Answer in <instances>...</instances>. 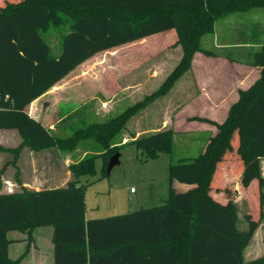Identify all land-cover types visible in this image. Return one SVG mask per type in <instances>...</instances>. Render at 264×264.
I'll return each mask as SVG.
<instances>
[{
	"label": "trees",
	"instance_id": "16d2710c",
	"mask_svg": "<svg viewBox=\"0 0 264 264\" xmlns=\"http://www.w3.org/2000/svg\"><path fill=\"white\" fill-rule=\"evenodd\" d=\"M252 9H264V0H0V130H16L22 139L15 149L0 146V152L13 155L0 179L8 165L17 168L24 147L71 154L82 140L91 139L102 152L70 164L73 180L64 188L0 194V264H20L34 242L33 231L43 227L53 230L54 264H264V256L244 261L264 218V44L245 62L260 68L259 78L239 90L223 123L209 121L217 133L203 152L170 168V175L174 167L186 172L181 194L170 188L162 206L87 219L86 187L79 182L96 174L98 158L107 175L108 162L120 148L114 141L130 120L170 92L190 70L195 53L211 55L202 39L214 33L216 22ZM51 31L59 35L57 57L43 38ZM170 31L176 34L173 46L183 50L179 64L156 91L119 115L72 127L68 137L55 136L29 115L34 100L89 59ZM173 142V132L163 130L124 144H133L150 160L170 155ZM240 176L250 191L246 232L237 230L233 203ZM217 193L228 202L220 203ZM14 231L27 235V245L12 260L8 233Z\"/></svg>",
	"mask_w": 264,
	"mask_h": 264
},
{
	"label": "rangeland",
	"instance_id": "374dc122",
	"mask_svg": "<svg viewBox=\"0 0 264 264\" xmlns=\"http://www.w3.org/2000/svg\"><path fill=\"white\" fill-rule=\"evenodd\" d=\"M43 38L49 42L48 36ZM175 41L176 34L170 31L124 49L96 55V58L86 65L89 74L82 84L87 90L85 91L87 104L83 108L85 120L74 118L77 125L73 128L81 127L79 122H83L84 125L105 122L156 91L177 67L183 56L181 45L173 46ZM50 43L53 49L57 48V52L60 50V45L57 47V37H51ZM263 44L264 9H252L218 20L214 33L202 39V47L211 55L197 52L194 56L201 54L218 61L219 65L215 67L219 66L220 73L217 74L216 79L218 84L226 88L228 85L230 87L234 85L232 82L234 76L242 81L248 79L252 83L259 78L260 68L249 66L245 62ZM223 59L233 62L232 66L226 67L224 63L226 60ZM179 80L166 96L158 99L140 115L130 120L126 130L115 139L114 142L120 144L119 163L112 168L109 175L103 172V160L98 158L95 162L96 174L79 179L80 185L86 187L85 201L89 219L107 218L162 206L169 198L170 188L178 194L182 193L186 172L178 171L174 167L170 175V168L183 159L197 157L213 137L216 127L212 124L215 123L212 120L198 116L199 111L207 109L203 101L198 105L193 104L184 108L186 105L184 100L192 96L193 88L196 86L200 91L202 85L187 84L184 81L178 83ZM234 83H236L235 79ZM229 97L228 95V101H230ZM101 102L107 104L102 106ZM196 112L197 116H195ZM221 112L222 110L219 111L220 116L214 114L212 118L216 121L221 120ZM65 126L66 123L60 128L66 131L68 129ZM160 129L173 132L174 147L170 155L144 160L133 144H124ZM70 135L71 132L67 131L61 136ZM101 154L100 146L95 141L86 139L82 140L69 156L56 160V163L50 156L40 158L38 161L42 167L44 164L46 166L51 164L52 167H49L52 168V176L61 180L65 178L66 170L69 171L63 166V162L69 165L75 164L87 156ZM16 163L17 160L15 165ZM260 168L264 177V161L260 163ZM240 210L244 214V207L241 206ZM247 225L246 222L237 224L242 232L246 230ZM46 233V228H37L33 231V236L43 250L48 246ZM261 246L263 250L261 256H264V244ZM23 250L24 245L21 247L13 245L10 248V257L15 259Z\"/></svg>",
	"mask_w": 264,
	"mask_h": 264
},
{
	"label": "crops",
	"instance_id": "0c3cea01",
	"mask_svg": "<svg viewBox=\"0 0 264 264\" xmlns=\"http://www.w3.org/2000/svg\"><path fill=\"white\" fill-rule=\"evenodd\" d=\"M56 33L57 32L51 31L48 35H43L48 36L49 42H47L45 39L44 40L51 47L52 54L55 57L58 56L60 50L57 52V48L53 49V46L50 43V39L51 37H57L58 47V45H60V40L58 33ZM95 58L96 56L78 66L59 83L50 88L42 96L34 100L28 107L29 115L35 120L40 121L45 127L49 128L52 133L57 137H62V134L67 131H70L73 126L77 125L74 121V118H76V120H85V116L83 115V108L87 104V98H85V91L87 90L86 87H84L82 84L83 81L86 79L85 77L87 76V74H89V71L87 69L88 67L86 68V65H88V63ZM223 60H226L224 61V63H226V67H230V65L232 66L233 62H230L228 59ZM209 65L212 67H210ZM216 65H219V63L218 61L216 62L214 58H207L202 56L201 54H196L194 56L192 69L188 71L184 76H182L178 83L184 81L187 84L194 85L196 83L200 86L202 85L203 87L201 86L200 91H198L197 87L195 86V88H193L192 96H186L187 98L184 100V102H186V105L184 106V108L193 104L198 105L203 101L206 104L207 109L201 111L196 109V111H199L198 116L207 117L216 124H221L226 119L231 105L238 100L239 90L248 89L257 79H255L252 83L248 79L242 81L239 79V77L234 76L235 78H232V82L234 85H232L231 87L228 85L226 86V89L224 88V86L218 84L216 77H218L217 74H219L220 72L219 66L218 68H216ZM230 69H232V67ZM234 79L236 80V83H234ZM228 95L230 96V101H228ZM101 104L102 106H104L107 103L101 102ZM220 110H222V118L221 120L216 121L212 117L214 114L219 115ZM77 111H82V113L79 112V114ZM202 111H205V113H202ZM195 116H197V112ZM65 123L67 124V126H65L67 127L66 129H68L66 131H64L65 129L63 130V128H60ZM82 123L83 122H79V124ZM159 131L163 130L160 129ZM216 133L217 129L214 135ZM124 141L127 140L124 139ZM21 142L22 139L16 130H0L1 147L5 149H15L21 144ZM47 156L54 158V163H56V160L58 161L63 157H67L69 156V154L65 155L56 148L43 150L41 152H34L31 151L29 148L24 147L21 150L16 163L18 168V179H16L17 169L11 164L8 165L5 168L3 174L1 175L0 194L17 193L20 192L22 188H25L28 191H43L66 187L68 182L73 180L72 175L69 171L66 170L64 179L61 178L60 180L58 177L52 176L51 173L53 171L52 168H50L52 167V165L49 164L48 166H46L44 164L42 167L40 166L38 161L40 158H45ZM12 160L13 155L11 153L0 152V170ZM62 164L66 168H68L69 166V164H64V162ZM224 184L225 181L221 182V185L224 186ZM253 186L254 185L252 184L251 187ZM233 190L236 192L233 198V203L237 209V224L239 222L247 223L245 217L247 215H250V191L244 189L241 185V176L235 180ZM131 191H133V189H131ZM215 195L220 203L225 204L228 202V199H226L222 193H217ZM241 206L244 207V214H242L240 210ZM86 218L89 219L87 216V209ZM43 228H46V240L48 246L45 250H43V248L37 243V240L33 236L34 242L31 244L30 252L20 264H54L53 244L51 241L53 230L51 227ZM247 229L248 225L244 232H246ZM237 230L238 232H242L238 229V226ZM13 235L16 237L11 238L10 236ZM8 239L13 241V243L9 246V257L10 248L13 245H18L20 247L24 245V250L21 253H18V256L15 258L17 259L25 251L27 245V235L14 231L8 233ZM262 244H264V218L245 249L244 261L246 263H250L258 258L263 257L261 256L263 251L261 248Z\"/></svg>",
	"mask_w": 264,
	"mask_h": 264
},
{
	"label": "water",
	"instance_id": "95a60500",
	"mask_svg": "<svg viewBox=\"0 0 264 264\" xmlns=\"http://www.w3.org/2000/svg\"><path fill=\"white\" fill-rule=\"evenodd\" d=\"M118 159H119V154L117 153V154H114L111 158H110V160H109V162H108V165H107V170H106V172H107V175H109L110 174V172H111V170H112V168L115 166V165H117L119 162H118Z\"/></svg>",
	"mask_w": 264,
	"mask_h": 264
}]
</instances>
